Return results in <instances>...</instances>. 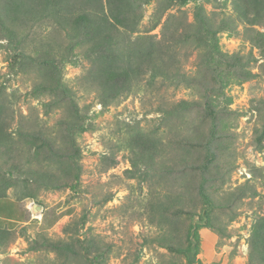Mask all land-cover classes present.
<instances>
[{
    "label": "rangeland",
    "instance_id": "obj_1",
    "mask_svg": "<svg viewBox=\"0 0 264 264\" xmlns=\"http://www.w3.org/2000/svg\"><path fill=\"white\" fill-rule=\"evenodd\" d=\"M5 1L0 0V12ZM232 1L209 0L205 9L217 16H230L234 14ZM84 3L87 8H92L95 2L85 0ZM158 5L149 2L144 6L142 21L135 34L121 32L128 38L127 45L133 46L145 38L155 44L162 39L171 43L172 37L193 21V3L181 11L177 8L168 11L162 19H159ZM17 24L20 30L21 23ZM256 29L264 33V26ZM25 32L42 43H52L55 48L65 45V34L52 19L41 22L31 33ZM252 34L246 26L238 24L235 31L223 32L218 39L220 49L225 53L247 56L252 52L256 59L253 72L258 76L242 82L235 80L234 73L227 71L218 95L211 101L216 109L213 118L193 112L182 124L178 119L166 120L158 137L165 146L172 147V143L182 138L202 139L210 125L217 122L220 135L217 144L222 145L219 172L223 176L210 186V190L223 203L227 193L240 185L249 183L256 189L255 195L246 196L221 213L219 223L226 231L225 236L214 233L217 239L205 228L199 231V254L196 253L195 257L206 264L212 261L215 264H245L254 225L258 217L264 216V170L257 178H253L251 172L253 167L264 168V137L260 136L264 117V75L259 70L264 49L251 46L248 39ZM2 39L0 125L5 139L0 137V147L3 146L0 163H20L27 168H38L40 155L46 146L42 150L41 140L29 139L21 133L40 132L49 139L59 140L58 121L64 117V111L51 109L46 113L44 105L51 97L34 92L39 81L36 68L16 60L13 50ZM81 52L82 49L78 48L74 62L65 64L62 73V82L75 93L80 108L88 110V128L77 139L82 165L79 191L74 194L69 190H39L34 185L10 188L7 196L12 199L25 197L23 203L31 216L27 223L15 229L8 243L0 247V264H63L54 253L30 249L41 233L43 215L53 210L69 214L43 235L53 240L65 239L63 229L66 225L84 216L86 224L82 235L94 236L111 249L107 264H186L184 254L168 253L152 242L160 231L154 224L158 217L149 209L150 204L157 200L169 202L166 195H176L184 190L185 184L182 180L169 181V178L161 179L155 174L131 178L127 141L130 128L139 125L143 131H151L159 122L165 121L161 118L162 111L171 109L181 100H197L198 91L160 82L150 86L148 78L142 77L131 93L115 104L103 107L97 100L100 83L94 74V65L84 59ZM172 54H175V67H180L188 75L195 74L197 54L190 45L179 47ZM173 151L168 150L170 157ZM188 179L192 184L200 181L195 173H190ZM223 180L224 185L221 184ZM187 200L184 202L193 201ZM35 206L41 207V211H33ZM178 218L186 227L189 222L187 214Z\"/></svg>",
    "mask_w": 264,
    "mask_h": 264
},
{
    "label": "trees",
    "instance_id": "obj_2",
    "mask_svg": "<svg viewBox=\"0 0 264 264\" xmlns=\"http://www.w3.org/2000/svg\"><path fill=\"white\" fill-rule=\"evenodd\" d=\"M84 1L6 0L0 12V38L7 41V47L13 50L16 60L36 68L39 81L34 92L51 97L44 105L46 113L51 109L64 111V117L58 121L59 140L49 139L40 132L21 133L29 139L41 140L42 150L46 146L40 155L38 168H27L20 163H0V247L5 246L15 229L27 223L31 216L23 203L25 197L12 199L7 196L10 188L34 185L39 190H69L74 194L79 191L82 165L77 139L88 128V110L80 108L75 93L62 82V73L63 66L74 62L75 52L81 48L82 57L94 65V74L100 83L97 100L103 107L115 104L131 93L142 77L148 78L150 86L160 82L198 91L197 100H181L171 109L162 111L161 118L165 121L159 122L151 131H143L139 125L130 128L127 147L132 170L128 173L131 178L155 174L161 179L166 177L169 181L172 179L184 182V190L177 192L174 197L166 195L169 202L157 200L150 204V211L158 217L154 224L160 231L152 242L168 253L184 254L186 264H205L198 258L191 263L187 256V252L191 250L190 235L194 218L199 217L201 222L204 218L207 219V224L198 225L195 232L196 251L199 254V231L205 228L220 237L225 236L226 231L219 223L221 213L246 196L255 195L256 189L253 184L240 185L227 193V199L223 203L210 190V186L223 176L219 172L222 145L217 144L220 141L217 122L210 125L208 133H204L202 139L192 141L182 138L172 143V147L165 146L158 137L166 120L170 122L174 118L182 124L193 112H198L199 115L201 112L202 115L213 118L216 109L211 101L218 95V88L227 71L234 73V79L242 82L251 81L258 76L253 72L256 61L253 53L246 56L223 52L218 35L235 31L238 24H243L253 33L248 39L251 46L264 49V33L256 29L264 26V0H233L234 14L230 16L208 13L205 5L209 0H94L92 8H87ZM149 2L159 4V19L174 8L181 11L183 7L193 3V21L184 25L172 37L171 43L162 39L155 44L145 38L138 40L133 46L127 45L128 38L121 32L128 35L137 32L143 8ZM48 19L54 20L64 32V46L55 48L52 43H42L25 32L28 30L31 33L32 29ZM17 22L21 23L20 30ZM186 45H190L197 54L196 72L193 76L180 67H175V54H172ZM262 58L259 70L264 75V53ZM262 121L260 136L264 137V117ZM4 136L0 125V137L5 139ZM2 149L3 146L0 147V152ZM169 149L174 150L170 153L171 157ZM111 163L115 164V161ZM263 170L264 168L253 167V178H257ZM190 173L197 174L200 181L192 184L188 179ZM221 184L224 185L225 181ZM187 199L193 201L184 202ZM67 214L69 213H57L53 210L48 215H43L41 233L30 249L54 253L63 264H107L111 249L94 236L82 235L86 224L84 216L66 225L63 229L65 239L53 240L43 235ZM181 214H187L189 222L186 227L178 218ZM233 218L234 216L230 219ZM184 243L186 246H183ZM211 264H215V261ZM245 264H264V216L258 217L254 225L248 241Z\"/></svg>",
    "mask_w": 264,
    "mask_h": 264
},
{
    "label": "water",
    "instance_id": "obj_3",
    "mask_svg": "<svg viewBox=\"0 0 264 264\" xmlns=\"http://www.w3.org/2000/svg\"><path fill=\"white\" fill-rule=\"evenodd\" d=\"M33 211H37V212H40L41 211V207H37L35 206L33 208ZM207 224V219L204 218L203 222H200L199 221V217H195L194 220H193V223H192V230H191V235H190V241H191V250L189 252H187V256H188V260L189 262L191 263H194L196 262V247H197V241L195 239V232H196V229L198 227V225H206Z\"/></svg>",
    "mask_w": 264,
    "mask_h": 264
},
{
    "label": "crops",
    "instance_id": "obj_4",
    "mask_svg": "<svg viewBox=\"0 0 264 264\" xmlns=\"http://www.w3.org/2000/svg\"><path fill=\"white\" fill-rule=\"evenodd\" d=\"M208 230V229H207ZM209 234H211L213 237H215V238H217L216 237V235L213 233V232H211L210 230H209ZM218 239V238H217ZM213 262V261H212ZM212 262H210L209 264H211ZM206 264V263H205Z\"/></svg>",
    "mask_w": 264,
    "mask_h": 264
}]
</instances>
